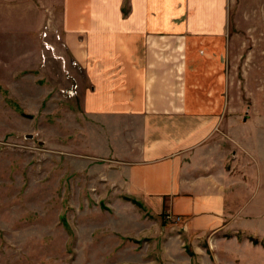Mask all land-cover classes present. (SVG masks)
Returning <instances> with one entry per match:
<instances>
[{"label": "rangeland", "instance_id": "1", "mask_svg": "<svg viewBox=\"0 0 264 264\" xmlns=\"http://www.w3.org/2000/svg\"><path fill=\"white\" fill-rule=\"evenodd\" d=\"M57 1L0 0V264H264V0L228 12L221 178L240 217L214 235L115 198L79 129L59 142L79 120L67 107L82 66L63 52Z\"/></svg>", "mask_w": 264, "mask_h": 264}, {"label": "crops", "instance_id": "2", "mask_svg": "<svg viewBox=\"0 0 264 264\" xmlns=\"http://www.w3.org/2000/svg\"><path fill=\"white\" fill-rule=\"evenodd\" d=\"M246 1L56 4L63 52L82 66L78 102L67 107L79 120L59 142L71 144L79 129L80 149L100 161L99 182L115 198L139 201L151 217L178 216L191 233L221 234L240 217L222 181L231 170L219 137L232 124L223 62L228 12H249Z\"/></svg>", "mask_w": 264, "mask_h": 264}, {"label": "trees", "instance_id": "3", "mask_svg": "<svg viewBox=\"0 0 264 264\" xmlns=\"http://www.w3.org/2000/svg\"><path fill=\"white\" fill-rule=\"evenodd\" d=\"M126 199L131 200L132 203H134L136 206L142 208V204L139 201H137V200H135L133 198H130V199L129 198H126Z\"/></svg>", "mask_w": 264, "mask_h": 264}]
</instances>
